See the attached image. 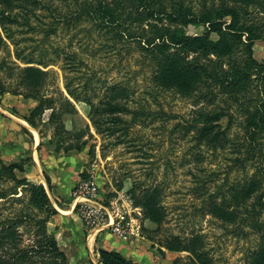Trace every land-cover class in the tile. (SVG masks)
<instances>
[{
  "label": "rangeland",
  "instance_id": "rangeland-1",
  "mask_svg": "<svg viewBox=\"0 0 264 264\" xmlns=\"http://www.w3.org/2000/svg\"><path fill=\"white\" fill-rule=\"evenodd\" d=\"M84 1L0 0V12L13 20L0 22V106L11 110V100L17 98L27 114L29 102L40 104L33 118L49 139L48 150L73 164L76 181L95 179L100 203L108 205L117 192L129 189L142 213V250L150 264H264V203L255 198L264 193V133L258 139L261 151H251L240 112L230 125L228 118L221 120L228 129L218 139L201 136V106L211 110L233 104L230 110H235L241 105L219 93L216 84L197 83L189 94L167 87L158 78L156 57L143 49V41L156 31L150 24H179L187 35H203L208 25L186 18L233 8L236 27L243 25L258 37L251 47L256 64L245 63L249 52L242 45L244 35L232 54L219 57L217 70L249 71L246 88L238 95L255 98L264 88V71L257 72L264 67V0H151L154 14L138 2L136 7L131 0H105L114 9V17L106 20L113 26L102 25L99 12H82ZM210 36L218 39L217 34ZM208 60L201 58L204 65ZM28 61L46 71L36 89L22 76ZM203 93L216 96L210 102ZM108 102L120 109L107 112ZM28 163L23 159L25 172L12 176L2 170L8 164L0 154V194H8L0 199V232L10 226L13 234L5 247L14 243L29 250L22 264H53L44 252L45 241L37 236L35 219L44 215L28 205L29 193L17 183L27 178ZM254 177L258 187L242 190ZM47 193L59 210L72 209L67 216L75 219L63 224L49 217L47 231L69 264H92L93 250L90 255L83 234L74 238L78 218L70 190L54 186ZM147 204L157 211V222L146 215ZM17 218L25 219L12 225Z\"/></svg>",
  "mask_w": 264,
  "mask_h": 264
},
{
  "label": "trees",
  "instance_id": "trees-1",
  "mask_svg": "<svg viewBox=\"0 0 264 264\" xmlns=\"http://www.w3.org/2000/svg\"><path fill=\"white\" fill-rule=\"evenodd\" d=\"M92 1H96V6L92 5ZM133 3H139L140 7L150 14L156 13V10L151 5V0H131ZM85 8L82 9L84 13H91V11L99 12L102 25L113 26V22L108 23L106 20L114 17V9L109 8L105 0H85ZM138 5V6H139ZM191 13H186L190 15ZM185 18V17H184ZM176 17L173 19L175 21ZM105 20V21H104ZM13 20L10 17L5 16L0 12V22L1 23H11ZM192 22L195 25H208V31L203 35H187L185 31L179 24H176L173 28L170 26H157L151 25L150 27L155 28V34L151 38H147L145 47L143 48L149 54H152L157 59L158 63V78L166 81V86H176L181 91L189 94L195 87L197 83L207 84L210 87L212 84H216L220 87L219 93H226V95L231 98L234 103L239 106L238 109L230 110L233 104H228L225 108L212 106L211 110H207L204 106H201L197 110L198 115V133L202 136H211L214 139H218L221 135L225 133L228 126L222 128L221 120L224 117L228 118L229 125L234 120L237 113L243 114V128L245 131V139L248 142L250 150L253 152L261 151V145L258 143V139L264 133V88L263 92L255 98H247L243 100L239 97L238 92L246 88V83L250 75L249 71L238 69L235 67L233 71L229 74L227 71H218L221 67V62L219 57L225 54H232L237 45L241 42L243 36L245 35V43L243 47L249 52V56L245 59L247 65L256 64L251 55V47L254 40L258 37L254 35L247 27L237 25V12L233 8L221 7L217 8L213 14L204 16H193L192 18H186L185 22ZM121 26V25H119ZM217 34L218 39L213 40L210 34ZM231 37V38H230ZM233 37V38H232ZM171 49H174L171 51ZM192 55V56H190ZM201 58H207V65L201 62ZM215 58V59H214ZM209 63L215 64L209 65ZM22 69V76L25 83L31 87V89H36L46 76V71L42 70L38 64H34L33 61L26 62ZM264 67L260 66L257 72L263 74ZM263 80H264V75ZM261 76V79H262ZM162 84H164L162 82ZM216 96L215 93H203L201 95L204 100L213 101ZM107 112L115 113L120 108L107 103ZM41 108V105H37L34 110L30 113L27 121L33 126L36 125L32 119L34 114H36ZM233 112V114L230 113ZM50 116H53L51 113ZM28 161V159H26ZM3 171L9 172L12 176L14 171L19 173L25 172V168L21 162L12 163L9 165L2 166ZM249 181L247 187L242 190H252V186L258 187L259 182L256 180ZM46 181L49 184V178L46 177ZM18 187L21 189H26L29 193L28 205L38 213L44 215L43 218L35 219L37 226V236L40 240L45 241L44 252L49 254L52 258L53 264H69L68 259L63 251H61L57 245V241L53 234L47 231V222L49 217L57 214V210L53 207L52 202L48 196L45 187L42 184H36L29 181L27 178L23 177L17 180ZM14 195L15 193H9ZM8 194L1 193L0 199L6 198ZM257 199V204L264 203V193ZM146 215L153 221H158L157 211L154 210L149 204L146 205ZM25 218H17L12 221V225H17L23 222ZM11 225V226H12ZM11 227L6 226L1 229L0 232V264H22L28 257L29 250L19 249L13 243L11 248L5 247L6 239H8L13 231H10ZM10 249H13V253H10ZM98 254V264H131L130 261L126 260L120 253L113 251H106L99 249ZM262 264V261H259Z\"/></svg>",
  "mask_w": 264,
  "mask_h": 264
},
{
  "label": "crops",
  "instance_id": "crops-1",
  "mask_svg": "<svg viewBox=\"0 0 264 264\" xmlns=\"http://www.w3.org/2000/svg\"><path fill=\"white\" fill-rule=\"evenodd\" d=\"M18 102H20V100H17V98L11 100L12 107L16 108L18 112L14 108L9 110L6 107L0 106V154L3 163L8 165L19 163L26 158L29 162L27 167V179L29 181L42 184L46 191L50 188L54 190L55 186L56 189L60 187L67 188L71 193L72 189L80 180L79 177V180L76 181L73 174H71V171L75 172L73 164L66 161L65 157L61 156L62 154L60 155L58 153L55 156L48 150L49 146L47 143H49V139L45 140V137L41 135L37 120L32 118L36 124L34 126L27 121L30 113L37 106L35 102H29L28 108L26 109L27 114H23V105ZM75 168H77V166H75ZM75 176L78 178V175ZM46 177L49 178V184L46 181ZM73 206H71V208H73ZM53 207L57 210V214L54 216L58 217L63 224H68L74 219L72 216H67L72 212V209L67 211L61 209L62 211L68 212L62 213L57 205L55 206L53 204ZM77 218L78 221L74 228V235L76 237L74 236V238L79 239L80 235L83 234L88 253L90 254V251L93 250V253H91L93 259L91 262L92 264H98L99 259L97 251L99 249L118 252L126 260L130 261L131 264H141V262L143 264L144 260L146 261L144 264H150L148 257L142 250L145 244L141 235L143 228H141V233L138 236H129L126 239H120L110 232H87L83 228L80 218L78 216ZM60 250L63 251L62 249ZM82 252L84 254L86 250Z\"/></svg>",
  "mask_w": 264,
  "mask_h": 264
},
{
  "label": "built area",
  "instance_id": "built-area-1",
  "mask_svg": "<svg viewBox=\"0 0 264 264\" xmlns=\"http://www.w3.org/2000/svg\"><path fill=\"white\" fill-rule=\"evenodd\" d=\"M98 193V184L92 177L80 179L71 191L73 209L83 228L87 232H110L120 239L140 235L142 213L129 189L117 192L108 205L98 201Z\"/></svg>",
  "mask_w": 264,
  "mask_h": 264
},
{
  "label": "bare ground",
  "instance_id": "bare-ground-1",
  "mask_svg": "<svg viewBox=\"0 0 264 264\" xmlns=\"http://www.w3.org/2000/svg\"><path fill=\"white\" fill-rule=\"evenodd\" d=\"M62 213H67L66 211H62V210H60Z\"/></svg>",
  "mask_w": 264,
  "mask_h": 264
}]
</instances>
